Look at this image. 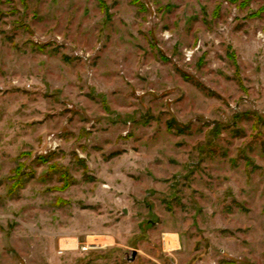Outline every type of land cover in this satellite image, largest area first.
Wrapping results in <instances>:
<instances>
[{
    "label": "rangeland",
    "instance_id": "obj_1",
    "mask_svg": "<svg viewBox=\"0 0 264 264\" xmlns=\"http://www.w3.org/2000/svg\"><path fill=\"white\" fill-rule=\"evenodd\" d=\"M0 264H264V0H0Z\"/></svg>",
    "mask_w": 264,
    "mask_h": 264
},
{
    "label": "water",
    "instance_id": "obj_2",
    "mask_svg": "<svg viewBox=\"0 0 264 264\" xmlns=\"http://www.w3.org/2000/svg\"><path fill=\"white\" fill-rule=\"evenodd\" d=\"M135 255H136V251L133 252L132 259L135 257Z\"/></svg>",
    "mask_w": 264,
    "mask_h": 264
},
{
    "label": "built area",
    "instance_id": "obj_3",
    "mask_svg": "<svg viewBox=\"0 0 264 264\" xmlns=\"http://www.w3.org/2000/svg\"><path fill=\"white\" fill-rule=\"evenodd\" d=\"M166 241V240H165Z\"/></svg>",
    "mask_w": 264,
    "mask_h": 264
}]
</instances>
